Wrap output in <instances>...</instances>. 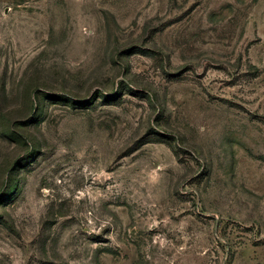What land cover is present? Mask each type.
Here are the masks:
<instances>
[{
    "label": "rangeland",
    "instance_id": "obj_1",
    "mask_svg": "<svg viewBox=\"0 0 264 264\" xmlns=\"http://www.w3.org/2000/svg\"><path fill=\"white\" fill-rule=\"evenodd\" d=\"M0 264H264V0H0Z\"/></svg>",
    "mask_w": 264,
    "mask_h": 264
}]
</instances>
